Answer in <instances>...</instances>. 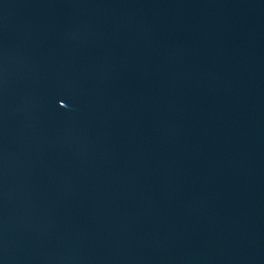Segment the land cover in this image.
I'll use <instances>...</instances> for the list:
<instances>
[{
    "label": "water",
    "instance_id": "95a60500",
    "mask_svg": "<svg viewBox=\"0 0 264 264\" xmlns=\"http://www.w3.org/2000/svg\"><path fill=\"white\" fill-rule=\"evenodd\" d=\"M0 264H264V6L0 184Z\"/></svg>",
    "mask_w": 264,
    "mask_h": 264
}]
</instances>
